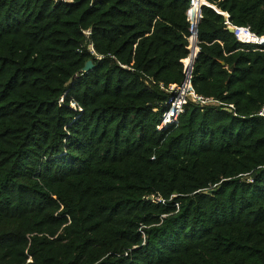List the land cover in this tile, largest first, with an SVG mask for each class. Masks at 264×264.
<instances>
[{
	"label": "trees",
	"instance_id": "1",
	"mask_svg": "<svg viewBox=\"0 0 264 264\" xmlns=\"http://www.w3.org/2000/svg\"><path fill=\"white\" fill-rule=\"evenodd\" d=\"M206 1L0 0V264H264V0Z\"/></svg>",
	"mask_w": 264,
	"mask_h": 264
},
{
	"label": "built area",
	"instance_id": "2",
	"mask_svg": "<svg viewBox=\"0 0 264 264\" xmlns=\"http://www.w3.org/2000/svg\"><path fill=\"white\" fill-rule=\"evenodd\" d=\"M223 15L225 17V24L228 25V28L231 27L233 29L232 34L239 42L258 46L264 45V36L255 35L247 26L233 25L229 22L228 15L226 13H223ZM261 50L264 51V49ZM185 68L186 66L184 63V71ZM191 72L188 74L184 73L185 77L180 85L171 84L165 88L170 96L165 103L166 109L163 111L159 124L156 126L158 131L163 130L169 124L176 123L178 121L179 115L183 112L184 106L188 103V101L196 103L200 106L215 102L214 99L204 97L195 92L191 85ZM229 108H232V105H229ZM258 115L264 117V106H262V108L259 110Z\"/></svg>",
	"mask_w": 264,
	"mask_h": 264
},
{
	"label": "water",
	"instance_id": "3",
	"mask_svg": "<svg viewBox=\"0 0 264 264\" xmlns=\"http://www.w3.org/2000/svg\"><path fill=\"white\" fill-rule=\"evenodd\" d=\"M205 2H206V3H204L203 5L211 6L206 0H205ZM213 8H214V7H213ZM214 9H215L217 12L221 13L220 10H217L216 8H214ZM222 14H223V13H222ZM198 20H199V19H198ZM197 24H198V21L196 22V24H195V26H194V34H195V37L197 36ZM228 30H229L230 33H233V29H232L231 27L228 28ZM190 32L192 33V24H191V23H190ZM195 57H196V55H195ZM194 59H195V58H194ZM194 59H192V61H190L189 65H188V66H189L188 73H190L191 70H192L193 63H194ZM92 68H93V63H92L91 60H88V61L85 62V64H84V66L82 67L81 71H83V72H87V71L91 70ZM184 73L188 74V73L186 72V69H185Z\"/></svg>",
	"mask_w": 264,
	"mask_h": 264
},
{
	"label": "clouds",
	"instance_id": "4",
	"mask_svg": "<svg viewBox=\"0 0 264 264\" xmlns=\"http://www.w3.org/2000/svg\"><path fill=\"white\" fill-rule=\"evenodd\" d=\"M203 5V4H202ZM186 16H187V19L189 20V18H188V14H187V11H186ZM189 22H190V20H189Z\"/></svg>",
	"mask_w": 264,
	"mask_h": 264
},
{
	"label": "crops",
	"instance_id": "5",
	"mask_svg": "<svg viewBox=\"0 0 264 264\" xmlns=\"http://www.w3.org/2000/svg\"><path fill=\"white\" fill-rule=\"evenodd\" d=\"M197 37V36H196ZM197 40V39H196ZM197 49H198V47H197ZM197 52H198V50H197ZM197 55V54H196Z\"/></svg>",
	"mask_w": 264,
	"mask_h": 264
},
{
	"label": "rangeland",
	"instance_id": "6",
	"mask_svg": "<svg viewBox=\"0 0 264 264\" xmlns=\"http://www.w3.org/2000/svg\"><path fill=\"white\" fill-rule=\"evenodd\" d=\"M190 23H191V21H190Z\"/></svg>",
	"mask_w": 264,
	"mask_h": 264
}]
</instances>
